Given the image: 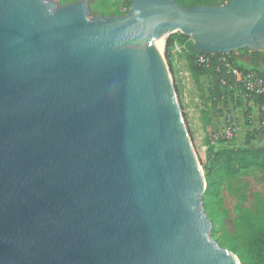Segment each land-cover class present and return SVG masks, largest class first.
I'll list each match as a JSON object with an SVG mask.
<instances>
[{
	"label": "water",
	"instance_id": "95a60500",
	"mask_svg": "<svg viewBox=\"0 0 264 264\" xmlns=\"http://www.w3.org/2000/svg\"><path fill=\"white\" fill-rule=\"evenodd\" d=\"M264 50V0H0V264H242L211 238L205 168L167 68Z\"/></svg>",
	"mask_w": 264,
	"mask_h": 264
},
{
	"label": "rangeland",
	"instance_id": "374dc122",
	"mask_svg": "<svg viewBox=\"0 0 264 264\" xmlns=\"http://www.w3.org/2000/svg\"><path fill=\"white\" fill-rule=\"evenodd\" d=\"M60 4L72 2L75 0H57ZM181 5H186L192 0H176ZM91 8V15L103 14H124L131 5V0H88ZM227 0L224 1V3ZM127 9L125 12L124 9ZM179 32H183L178 30ZM240 54V55H239ZM241 56V58H239ZM165 57L169 76L173 85L175 96L177 98L179 108L181 110L187 132L191 141V145L200 165L206 160L199 134L191 131V119L187 115V104L185 101V91L182 87V81L178 74L181 71V62L185 59V54L170 48L165 50ZM238 59L243 62L244 66L250 62L249 52L245 49L240 50ZM261 64V63H260ZM178 72V73H177ZM201 82L205 86L208 82L207 77L201 76ZM233 99L228 101V104L221 109H214V115L218 117V126L222 123V118L229 108H232L238 121L239 131L237 136L231 141L234 145H244L248 134L254 136L251 140V146L264 144V131L261 130L260 117L252 113L251 120L248 121L245 113L248 109H253L258 112L255 105L251 107L245 99L240 102L241 96L234 94ZM259 113V112H258ZM213 127V128H214ZM213 225L210 232L212 239L218 242L221 246L227 247V236L234 238L242 245H245L249 235L251 225L261 224L264 222V169L251 167L242 170L239 174L227 177L222 185L221 192L215 201L210 202V208H205Z\"/></svg>",
	"mask_w": 264,
	"mask_h": 264
},
{
	"label": "trees",
	"instance_id": "16d2710c",
	"mask_svg": "<svg viewBox=\"0 0 264 264\" xmlns=\"http://www.w3.org/2000/svg\"><path fill=\"white\" fill-rule=\"evenodd\" d=\"M225 0H192L190 3L182 6H191L193 4H223ZM178 2V1H177ZM179 3V2H178ZM180 4V3H179ZM181 5V4H180ZM190 37L182 32L172 33L167 40V51L172 48L174 41L180 45H184L185 59L188 62V68L191 72L195 84L200 92V98L203 103L211 102V109H217L220 104H227L228 93L222 86V78L230 77L229 69L223 65L204 66L199 63V53L194 50V42L189 40ZM246 52L249 50L245 49ZM262 52H253V69L263 73L255 61V58ZM264 53V52H263ZM207 56H218L221 53H203ZM235 55V52L230 53ZM239 62V60H237ZM239 67L245 69L246 67L240 63ZM201 76H207L208 86L205 88L201 82ZM208 93V95H206ZM227 93V94H226ZM225 94V96H223ZM233 96V95H232ZM257 103L264 102V94H259L256 98ZM242 104V101L239 104ZM263 116V113L260 117ZM248 121L251 120V109L245 113ZM201 119L206 125L210 124L211 117L209 108L205 106L201 110ZM264 131V126L261 127L260 132ZM211 134L207 133V157L203 163L206 177V190L203 194L204 208H210V202L215 201L219 196L222 185L227 177L235 176L242 170L256 167L264 169V144L251 146V140L254 136L248 134V139L244 145H234L231 141L221 138L217 144H211ZM227 248L235 253L242 264H264V222L261 224L251 225L249 228V235L245 245H242L234 238L227 236Z\"/></svg>",
	"mask_w": 264,
	"mask_h": 264
},
{
	"label": "built area",
	"instance_id": "2783aa9c",
	"mask_svg": "<svg viewBox=\"0 0 264 264\" xmlns=\"http://www.w3.org/2000/svg\"><path fill=\"white\" fill-rule=\"evenodd\" d=\"M124 11L126 12L127 9L125 8ZM189 40L193 41L192 37H190ZM174 48L181 53H184V45H180L177 41H174L173 43V49ZM239 51L240 50L234 51V56L230 53H221L218 56L200 54L198 56V61L204 66L219 67L223 65L227 67L229 69L230 77H223L221 80L225 92L228 93H226L228 95L226 99L227 104L230 99H233L232 95L234 94L240 95L241 98L245 99L251 107L256 104L259 116L263 113V116L260 117V123L264 126V102H256L257 96L259 94H264V74L253 68L241 69L239 67L240 62L237 61ZM223 96H225V94ZM223 106L225 105L220 104L218 105V108L221 109ZM238 131V121L232 108H229V111H226L222 118V123L213 128L211 144H217L221 138L227 141H232L237 136Z\"/></svg>",
	"mask_w": 264,
	"mask_h": 264
},
{
	"label": "crops",
	"instance_id": "0c3cea01",
	"mask_svg": "<svg viewBox=\"0 0 264 264\" xmlns=\"http://www.w3.org/2000/svg\"><path fill=\"white\" fill-rule=\"evenodd\" d=\"M248 52L250 55V62H248L247 66H245V67L246 68H252L254 65V61H253L254 57L252 54L253 52H250V51H248ZM255 52H262L261 54H259L257 56V58H255V61L257 62L258 67L264 71V53H263L264 50L255 51ZM239 58H241V56H239ZM239 62L241 64H243V62H241L240 60H239ZM180 70L181 71L179 72L178 77L182 81V87L185 91V101L187 104L186 105L187 106L186 111H187V115H189V118L191 119V125H192L191 131L199 134V138L201 140L202 147L204 150V155H205V157H207L206 136H207V133H210L213 131V127L217 123L218 117L214 115V112H213L214 109H211V102L210 101H206V103L202 102V100L200 98V92H199V90L195 84V81L193 79L191 72L189 71L188 62L186 59H183V61L181 62V69ZM206 77L207 76H205V78ZM207 86H208V82L204 87L206 88ZM206 95H208V93ZM239 99H240V101L243 102L242 98H239ZM205 106H207V108H209L210 117H211V122L208 125H206L205 121L203 119H201V110H202V108H205ZM252 113L254 114V116H255V114H257L258 117H260L259 113L257 111H255V109H253V111L251 112V117H252ZM245 142H246V140H245Z\"/></svg>",
	"mask_w": 264,
	"mask_h": 264
}]
</instances>
